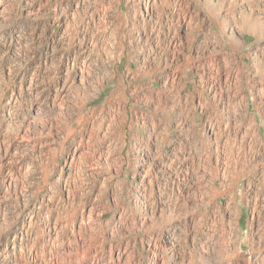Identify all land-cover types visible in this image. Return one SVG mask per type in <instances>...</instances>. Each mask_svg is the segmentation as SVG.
Wrapping results in <instances>:
<instances>
[{
	"label": "rangeland",
	"instance_id": "obj_1",
	"mask_svg": "<svg viewBox=\"0 0 264 264\" xmlns=\"http://www.w3.org/2000/svg\"><path fill=\"white\" fill-rule=\"evenodd\" d=\"M263 5L0 0V264H264Z\"/></svg>",
	"mask_w": 264,
	"mask_h": 264
},
{
	"label": "bare ground",
	"instance_id": "obj_2",
	"mask_svg": "<svg viewBox=\"0 0 264 264\" xmlns=\"http://www.w3.org/2000/svg\"><path fill=\"white\" fill-rule=\"evenodd\" d=\"M262 49V48H261ZM253 53V52H252ZM251 54V53H250ZM252 62L254 63L253 65H258V67L264 71V54L263 52H261L259 49L254 50V54L252 57ZM77 67V66H76ZM257 68V67H256ZM76 75L73 77L76 81H79V85H80V89L83 90V92L89 94V93H96L98 92L99 88L101 87V82L99 77L97 76V74L90 69L88 66H80L76 68ZM255 69V68H254ZM256 72V71H255ZM211 75V74H210ZM208 75V76H210ZM256 75V74H255ZM258 75V74H257ZM263 74H261L262 77ZM264 76V75H263ZM208 78V77H207ZM259 78V77H258ZM257 78V84H255V94H256V98L260 97V89L262 86V82L260 81V79ZM264 78V77H263ZM209 79V78H208ZM211 79V76H210ZM262 79V78H261ZM264 80V79H263ZM67 81V80H66ZM255 81V80H254ZM252 83V82H251ZM211 84V82H210ZM211 87V85H210ZM263 89H264V83H263ZM221 91V90H220ZM255 96V95H254ZM219 99H221V95L218 96ZM227 97V95H226ZM222 98H225L224 96ZM255 99V98H254ZM227 100V98L225 99ZM228 101V100H227ZM261 101H264V99H262ZM226 103V102H225ZM228 104V103H227ZM224 105V104H223ZM224 107V106H222ZM226 107V106H225ZM34 107H30V112L31 115H33L34 117L37 116V114L39 113L37 110L33 109ZM59 108V107H58ZM229 108V107H228ZM263 108V107H262ZM231 109V108H230ZM230 109L226 110L227 112V116L230 118V120H232V122L236 123L238 122L237 116L235 113V111L233 110V112L230 111ZM62 112V111H61ZM225 112V114H226ZM234 113V114H233ZM64 116V115H63ZM65 117V116H64ZM214 136V147H215V152H216V159H218L219 162H221L222 157L225 158L226 157V153H225V149L221 147V144L218 142L217 137H216V133L214 131H212V136L211 138ZM220 141V140H219ZM150 160V158H148ZM182 168V167H181ZM168 168H166L165 166L161 169L160 175L162 178V181L165 182V184H169L170 186H178L177 184H180L181 182H183V178L184 176L182 175V179L177 177V175L175 176L174 171L171 170H167ZM171 169V168H169ZM184 171V170H183ZM168 232V231H167ZM168 237V236H167ZM149 245V244H148ZM168 249L173 252L174 254H176L178 257H183V250L182 247L179 246L177 240L175 238H173L172 236L168 238ZM156 247V246H155Z\"/></svg>",
	"mask_w": 264,
	"mask_h": 264
},
{
	"label": "built area",
	"instance_id": "obj_3",
	"mask_svg": "<svg viewBox=\"0 0 264 264\" xmlns=\"http://www.w3.org/2000/svg\"><path fill=\"white\" fill-rule=\"evenodd\" d=\"M264 6V5H263ZM264 54V53H263ZM260 99H264V89H263V83H262V86H261V89H260Z\"/></svg>",
	"mask_w": 264,
	"mask_h": 264
}]
</instances>
